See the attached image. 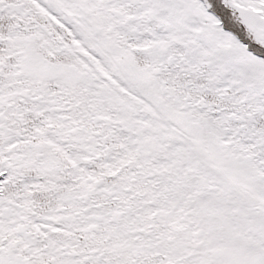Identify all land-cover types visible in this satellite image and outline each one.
Here are the masks:
<instances>
[{"label": "snow or ice", "instance_id": "6c2138e0", "mask_svg": "<svg viewBox=\"0 0 264 264\" xmlns=\"http://www.w3.org/2000/svg\"><path fill=\"white\" fill-rule=\"evenodd\" d=\"M0 264H264V0H0Z\"/></svg>", "mask_w": 264, "mask_h": 264}]
</instances>
